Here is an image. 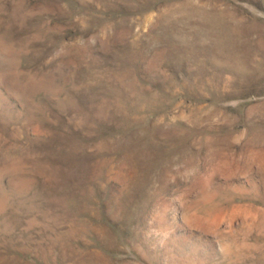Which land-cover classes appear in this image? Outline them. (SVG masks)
I'll return each mask as SVG.
<instances>
[{"label":"rangeland","instance_id":"obj_1","mask_svg":"<svg viewBox=\"0 0 264 264\" xmlns=\"http://www.w3.org/2000/svg\"><path fill=\"white\" fill-rule=\"evenodd\" d=\"M0 264H264V0H0Z\"/></svg>","mask_w":264,"mask_h":264}]
</instances>
